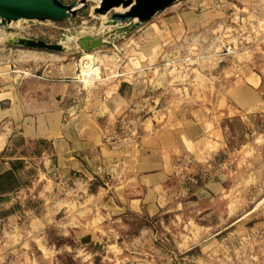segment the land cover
Here are the masks:
<instances>
[{
	"label": "rangeland",
	"instance_id": "obj_1",
	"mask_svg": "<svg viewBox=\"0 0 264 264\" xmlns=\"http://www.w3.org/2000/svg\"><path fill=\"white\" fill-rule=\"evenodd\" d=\"M98 5L88 0L82 10L59 22L0 26V72L10 62L32 58L72 61L79 64L82 79L104 78L109 84L134 74L143 80L161 75L191 84L197 82V72L215 76L237 64L238 55L252 51L251 68L264 79V0L174 2L162 11L222 14L199 37L205 53L198 55L197 44L191 41L189 51L158 52V59L156 51L168 42L151 38L149 32L153 27V32L161 33V27L150 25L161 12L137 25L136 19L111 21L116 10L104 16L94 13ZM9 37L60 44L64 50L19 48L6 43ZM83 62L87 64L82 66ZM207 79V86L213 85ZM260 90L263 108L223 120L227 148L209 162V168H199L190 178L173 176L167 186L168 202L154 215L104 212L101 219L98 212L90 223L73 229L63 224L64 211L47 212L43 180L30 164L28 189L0 204V264H264V86ZM220 166L223 197L197 200L192 193L215 178ZM63 193L51 199L65 198Z\"/></svg>",
	"mask_w": 264,
	"mask_h": 264
},
{
	"label": "crops",
	"instance_id": "obj_2",
	"mask_svg": "<svg viewBox=\"0 0 264 264\" xmlns=\"http://www.w3.org/2000/svg\"><path fill=\"white\" fill-rule=\"evenodd\" d=\"M160 12L150 25L161 27V33L151 27L149 35L168 44L160 45L157 59L158 52L184 53L192 44L198 55L205 53L199 37L222 14ZM253 55H238L235 67L215 76L199 71L191 84L161 75L146 81L141 74L111 84L104 78L85 80L72 61L30 58L4 65L0 204L27 188L32 164L43 180L47 212L64 211L63 224L73 229L98 212L101 219L104 212L156 214L168 202L173 176L190 178L227 148L223 120L263 108L264 79L251 68ZM207 78L213 85L207 86ZM222 174L220 166L192 195L200 201L223 197ZM56 193L66 197L51 199Z\"/></svg>",
	"mask_w": 264,
	"mask_h": 264
},
{
	"label": "water",
	"instance_id": "obj_3",
	"mask_svg": "<svg viewBox=\"0 0 264 264\" xmlns=\"http://www.w3.org/2000/svg\"><path fill=\"white\" fill-rule=\"evenodd\" d=\"M88 0H78L66 5L60 0H0V26L16 21L59 22L82 10ZM94 13L106 15L110 10H125L113 13L111 21L137 20V25L149 21L153 15L178 0H99ZM6 43L19 48L62 52L60 44H46L41 40L24 37H9Z\"/></svg>",
	"mask_w": 264,
	"mask_h": 264
},
{
	"label": "bare ground",
	"instance_id": "obj_4",
	"mask_svg": "<svg viewBox=\"0 0 264 264\" xmlns=\"http://www.w3.org/2000/svg\"><path fill=\"white\" fill-rule=\"evenodd\" d=\"M95 1H97V2L100 3L99 0H95ZM119 9H120V8L116 9V11L119 12V13L125 11V10H121V11H120ZM103 16H104V15H103ZM86 59H87V58H86ZM88 59H89V55H88ZM86 64H87V62H86V63L83 62L81 65H82V66H85ZM89 66H90V64H89ZM89 68H90V67H89ZM86 69H87V68H86ZM90 73H91V72H90Z\"/></svg>",
	"mask_w": 264,
	"mask_h": 264
}]
</instances>
